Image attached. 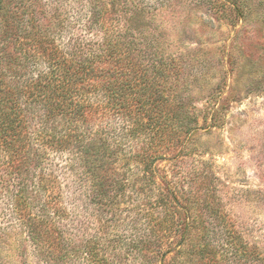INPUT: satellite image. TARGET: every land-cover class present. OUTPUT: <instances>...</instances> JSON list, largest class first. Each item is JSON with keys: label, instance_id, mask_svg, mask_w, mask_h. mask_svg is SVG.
Returning <instances> with one entry per match:
<instances>
[{"label": "rangeland", "instance_id": "374dc122", "mask_svg": "<svg viewBox=\"0 0 264 264\" xmlns=\"http://www.w3.org/2000/svg\"><path fill=\"white\" fill-rule=\"evenodd\" d=\"M127 3L134 22L130 33L156 37L170 47L164 56L174 59L175 110L188 114L189 137L160 149V159L151 158L150 167L145 168L135 163L140 159L130 138L125 142V135L121 136L124 141L119 149L125 162L116 165L115 174L126 178L121 183L125 190L112 192L109 198L95 196L87 187L77 191L62 177L68 154L50 153L43 173L53 176L55 191L34 202L26 216L49 220L50 228L37 227L50 236L66 235L88 249L92 241L96 251L89 256L74 244L49 241L35 246L26 242L20 246L22 257L3 264H175L174 257L177 260L184 251L178 254L172 245L173 251L165 258L146 251L143 258L136 240L142 243L153 227L181 229L203 224L213 230L215 241L224 233L232 234L242 246L247 242L252 250H264V0ZM69 19L75 22V11H70ZM81 29L77 26L75 34L88 42L91 38ZM70 37L63 34L57 45L62 47ZM148 57L145 62L151 61ZM129 128L114 117L91 123L86 135L108 132L117 139ZM149 168L157 177L143 184L137 177ZM131 175L137 176L138 184L131 182ZM170 188L175 199L167 193ZM168 211L174 213L173 220L166 217ZM15 223L13 218L1 219L0 230ZM12 233L28 234L20 228ZM226 258L225 264H260L259 260H237L231 249ZM217 259L219 255L211 264H218Z\"/></svg>", "mask_w": 264, "mask_h": 264}, {"label": "trees", "instance_id": "16d2710c", "mask_svg": "<svg viewBox=\"0 0 264 264\" xmlns=\"http://www.w3.org/2000/svg\"><path fill=\"white\" fill-rule=\"evenodd\" d=\"M70 11H75L74 23ZM129 13L127 0H0V220L16 221L0 230V264L22 257L20 246L26 242L74 244L89 256L96 251L94 242L88 249L66 235L50 236L37 227L50 228L49 220L26 216L34 202L55 191L53 176L43 173L50 153L68 154L62 177L77 191L87 187L95 196L109 198L125 190L121 183L126 178L115 174L116 165L125 162L121 136L125 142L130 138L140 159L135 163L145 168L151 158L160 159V149L189 137L188 114L175 110L174 59L164 56L170 47L156 37L133 36ZM79 25L91 38L88 42L75 34ZM66 33L71 37L60 47L57 42ZM146 55L151 61L145 62ZM114 117L130 130L117 139L108 132L86 135L91 123ZM193 121L196 125L195 116ZM136 177L129 179L138 184ZM156 177L149 168L137 178L145 184ZM174 192L167 190L172 198ZM168 213L173 220L174 213ZM16 228L26 230L27 237L12 233ZM236 239L224 233L215 241L213 230L203 224L153 227L136 243L143 258L145 251L165 258L172 245L178 254L184 251L174 257L175 264H211L217 255V263L225 264L230 249L239 261L264 264V250Z\"/></svg>", "mask_w": 264, "mask_h": 264}]
</instances>
